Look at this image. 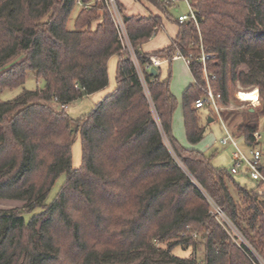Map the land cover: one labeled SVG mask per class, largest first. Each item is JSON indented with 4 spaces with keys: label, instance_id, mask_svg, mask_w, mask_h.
<instances>
[{
    "label": "trees",
    "instance_id": "obj_1",
    "mask_svg": "<svg viewBox=\"0 0 264 264\" xmlns=\"http://www.w3.org/2000/svg\"><path fill=\"white\" fill-rule=\"evenodd\" d=\"M76 1L0 0V93L23 87L29 71L43 85L0 101V200L24 203L0 210V264H253L209 213L208 200L264 259V200L173 136L177 100L169 77L150 76V55L140 51L162 27L160 16L122 17L141 80L108 6L79 0L92 2L84 9ZM144 1L178 26L172 43L154 54L191 55L193 83L181 95L186 142L199 144L210 124V116L203 122L194 108L205 90L203 49L210 56L205 65L213 75L211 90L221 95L222 105L236 82L257 88L258 107H247L237 125L251 145L255 117L264 120V0H190L196 22L182 23L169 12L172 0ZM94 21L99 22L93 28ZM113 56L115 89L87 115L73 122L55 108L106 88ZM77 136L81 165L73 169ZM62 174L63 187L45 205ZM175 246L194 255H172Z\"/></svg>",
    "mask_w": 264,
    "mask_h": 264
},
{
    "label": "rangeland",
    "instance_id": "obj_2",
    "mask_svg": "<svg viewBox=\"0 0 264 264\" xmlns=\"http://www.w3.org/2000/svg\"><path fill=\"white\" fill-rule=\"evenodd\" d=\"M189 2H191L190 0H188ZM119 3H121L123 6H121V17L125 16H131V15H135V14H140V16L142 15L143 17L148 16L151 13V9H154L153 6L147 4L145 1L142 0H118ZM92 4V2H90ZM172 8H170V14L172 16L173 19L177 20V17L182 16V15H188L189 14V10L187 7V3H185L184 0H172ZM78 7H75L71 16L68 19V24H67V28L69 30L73 29V19L75 17V15L78 12ZM98 13H100V11H98ZM160 18L162 19V25L164 26V29L166 31V34L164 33L163 29L162 30H158L157 35H159V37L163 36V41L164 43L167 42L166 39L169 40V38H173V31L175 29V23L172 22L171 20L164 18L162 16H160ZM112 21L114 22L115 27L117 28V36H119V40L120 43L122 45V47H124L126 53L129 54L131 60L134 63V66L137 68L138 74L142 80V75H141V69L138 66V63L135 60L133 51H131L130 48V44H129V38L127 36L124 24H118L117 21H114V18L111 16ZM99 21H94L92 23V27L94 28L96 26V24ZM157 38H155V40L152 39L145 42L142 49L143 51L145 50H150L152 49L154 46L161 44L162 40L159 42V40L156 41ZM141 45V46H142ZM115 58V57H114ZM176 62H174V60L172 61V69H171V82H172V92L176 95L180 96V91L183 88V85L185 84L186 80H189L190 78V74L187 68V65L185 63L184 60H175ZM161 69H157L158 72H161V76L163 78L166 77V74H168L169 71V67L167 65H165L164 67H160ZM242 69H245L244 67H242ZM208 72V71H207ZM110 81V83L114 84L115 83V70H110V78L108 76V82ZM192 82V80H191ZM23 87H18V88H13V90H5L2 93H0V101H8V100H13L17 95H19L23 89L26 91L29 90H37L43 87L42 85V81L41 80H36L35 75L32 71H29L26 74V78H25V82L23 84ZM109 85V83H108ZM176 85V86H175ZM115 89V88H114ZM113 89V90H114ZM254 89H257L254 86H242L240 85L238 82H236L235 86L233 89H231L230 91V101L229 103H227L225 105V108L222 110L221 112V119L223 122V125L227 127V129L230 132H235L238 138H243L241 137L240 133L237 131V125L240 124L242 122L243 119L246 118L247 114L245 113L246 108L247 107H251L247 102L243 103L241 100H239L238 98V93H246V92H250ZM112 90V91H113ZM205 90H206V86H205ZM204 90V92H205ZM111 91V92H112ZM110 93V92H109ZM181 96L179 98V102H180ZM96 103H94L93 99H90L88 97H81L78 100H76L75 102L69 104L67 106L65 110V112L67 113V115L69 116V118L73 121L76 122V119H79L85 115H87V113H89L91 111V109H93L94 105ZM55 107V105H53ZM258 107L255 106L254 108ZM56 109H60L61 107H55ZM253 108V107H251ZM200 115L202 117L203 122L210 116V118L212 119L211 123L208 125V128L206 130V133L203 137V139L201 140V143L196 147L197 150H199L200 152L202 151L206 157L209 158L210 163L212 165L213 168L215 169H221L223 171H228L230 169V167L233 164V161L235 159H237V153L235 148L233 147V145L231 144H221L219 141L220 139L225 137V132H224V128L220 122V120L218 119V117L216 115H213L212 112L204 107V108H200ZM174 115H173V127H174V134L173 136L178 140L179 143L183 144L185 146H189L188 142H186L185 137H184V133H183V127L181 126L180 122H181V112H180V105H178L176 107V110L174 111ZM211 114V115H210ZM178 118H180V122L177 124L178 122ZM256 121H257V130L259 131L260 135H261V141L260 144L258 145V148L261 150H264V120L263 118H259V117H255ZM75 126L73 125V128ZM239 141V147L241 148L242 151H246L247 152V148H245L243 142L241 140H237ZM164 142L166 143L169 152H171V154H173V151L171 149V147L169 146V144L164 140ZM178 160V158H177ZM71 161H72V168L73 169H78V167L81 165V145H80V140L77 136L76 140L73 142L72 144V148H71ZM179 161V160H178ZM180 162V161H179ZM178 162V163H179ZM180 164V163H179ZM181 168L185 171V168L180 164ZM186 172V171H185ZM235 182L241 184L242 186L247 187L248 189H253L254 188V184L253 182H251L249 179L245 178V177H241V176H234ZM66 177L65 174H62L61 176H59V178L57 179V181L55 182V184L53 185V187L50 189L49 194L47 196V199L45 201V205H48L59 193V191L61 190V188L63 187V184L65 183ZM196 187L198 189H200L201 191H203L199 185L194 181ZM23 202L22 201H14V200H9V199H1L0 200V210L1 209H21V207L23 206ZM35 212H40V209H36ZM30 214H26L25 218H29ZM220 221L226 225V223L223 221V219L219 218ZM226 219V218H225ZM226 221H228L226 219ZM230 224V223H229ZM231 225V224H230ZM227 228V227H226ZM228 231V230H227ZM228 233L231 235L232 239L234 241H236V244L241 248L244 249L245 252H247L249 259H251L252 261H254L253 256L249 253L247 246L249 245L246 238L237 230L234 229L233 233L229 232ZM167 244L162 245L161 249L157 251L156 254L153 255V258L155 260L160 259L161 258V252L165 246ZM39 247V245H38ZM172 255L178 256L180 258H188L189 255H194V252L191 251L190 248H188L187 250H182L179 246H175L172 249ZM195 255L197 258H200L202 256V250L201 248L196 249L195 251Z\"/></svg>",
    "mask_w": 264,
    "mask_h": 264
},
{
    "label": "built area",
    "instance_id": "obj_3",
    "mask_svg": "<svg viewBox=\"0 0 264 264\" xmlns=\"http://www.w3.org/2000/svg\"><path fill=\"white\" fill-rule=\"evenodd\" d=\"M184 1L185 3H187L189 14L177 17L178 22L182 23L184 21H187L188 19H191L192 21L196 22V18L194 17V12L192 8V3H190L188 0H184ZM103 2L105 3V5L108 6L111 16L114 18V21H117L119 25L123 24V20L120 11L118 9V5H116V0H103ZM90 4H91L90 2L88 4H82L79 0L76 1V5L84 9H88L90 7ZM190 56L191 55L182 57L178 51H175L171 56L152 55L149 56V64L147 65L146 68L150 70L152 69V67H154L157 70L159 69L162 63H166L169 60H179V59L184 60L186 65L188 66V64L191 61ZM209 58L210 56L206 55L203 49H201L199 61L202 65V74L205 80L206 90L202 95V97L194 103V108L200 110V108L206 107L212 112L213 115H216L218 117L225 132V137L220 139L219 142L223 145L225 144L233 145L237 153V159L233 161V164L230 167L229 171L231 172L232 175L243 173L247 177V179L253 182L254 184L253 193L256 194L260 199L264 200V173L262 171V169L264 168V150L258 148V145L260 144L261 141V135L259 131L256 130L255 132L252 133L253 143L251 145H246L243 138L241 139L238 138L233 132H230L227 129V127L223 125L221 119V112L225 108V105L221 104V95H219L216 92L214 93L211 90L210 80L213 79V75L207 72L205 65L206 60ZM248 93L253 95V99L246 102L253 108L259 105L258 90L254 89ZM67 106L68 105H60L61 109H66ZM237 140H241L243 142L245 148H247V152L241 150V148L239 147V141ZM208 201L209 204L211 205V209L209 210V213L220 223L222 222L220 221L219 218L223 219L226 225L223 223L222 225L224 226L227 234H229L228 231L233 233L234 229L237 230L236 227L230 222V220L227 219L222 209L216 204H214L211 200ZM225 218L228 221H226ZM230 238L232 239L231 235ZM232 241L234 240L232 239ZM157 242L158 241H154V244H157ZM246 249H248L249 253L254 258V261L251 260L253 264H264V259L255 249L251 247V245H248Z\"/></svg>",
    "mask_w": 264,
    "mask_h": 264
},
{
    "label": "crops",
    "instance_id": "obj_4",
    "mask_svg": "<svg viewBox=\"0 0 264 264\" xmlns=\"http://www.w3.org/2000/svg\"><path fill=\"white\" fill-rule=\"evenodd\" d=\"M142 1H144V0H142ZM146 2V1H145ZM117 3H118V5H121V6H123L121 3H119L118 2V0H117ZM147 3V2H146ZM148 4V3H147ZM150 5V4H149ZM151 6V5H150ZM153 8L154 9H151L152 11H151V13L148 15V16H145V17H151V16H161V14H160V12L153 6ZM169 12H170V10H169ZM135 15H139L140 16V14L138 13V14H135ZM135 15H131V16H135ZM125 16V15H124ZM131 16H126V17H131ZM142 16V15H141ZM143 17V16H142ZM178 20V19H177ZM172 22H174V21H172ZM175 23V29H174V31H173V33H172V35H173V38H169V40L168 39H166V41L167 42H165L164 43V41H163V36L162 37H159V35H157V32L151 37V41H152V39L153 40H155V38H157L156 39V41L157 40H159V42L162 40V43L161 44H158V45H156V46H154L152 49H150V50H144L143 51V49H142V47L145 45H142V46H140V51H142L143 53H145V54H149L150 56H152V55H155L154 53H157V52H159V51H162V50H164V49H166L167 48V46H169L171 43H172V41L176 38V36H177V32H178V26H177V24H176V22H174ZM163 29V31H164V33L166 34V31H165V29H164V26L162 25V27L160 28V30H162ZM158 56H161V55H158ZM162 56H167V55H162ZM115 57V58H114ZM173 60H169L168 62H166V63H162L161 65H160V67H164L165 65H167L168 67H169V71H168V74H166V77L165 78H163L162 76H161V72H158L157 71V73L159 74V76H160V78L161 79H167L168 77H169V81L171 80V69H172V62ZM117 62H118V57L117 56H113V57H111L109 60H108V62H107V67H108V76H109V78H110V70H115V73H116V64H117ZM174 62H176L175 60H174ZM159 67V70L161 69ZM187 68H188V66H187ZM188 71H189V68H188ZM189 74H190V78H189V80H186V82H185V84L183 85V88L181 89V91H180V96L182 95V93L184 92V89L188 86V85H190L191 83H193V80H192V76H191V73H190V71H189ZM191 80H192V82H191ZM109 83V85H107L106 86V88H104V89H102V90H100V91H97V92H95V93H92L91 95H89V96H84V97H88V98H90V99H93V101H94V103H97V102H99L100 100H102L105 96H107V94L109 93V92H111L114 88H115V86H116V83H114V84H112V83H110V81L108 82ZM176 86V85H175ZM169 88H170V92L172 93V95L173 96H175L176 97V100H177V105H176V107L178 106V105H180V112H181V100H182V96H181V99H180V102L178 101L179 100V98H180V96L179 95H176V94H174L173 92H172V82L170 81V83H169ZM175 110H176V108H175ZM174 110V111H175ZM175 113V112H174ZM174 115V114H173ZM179 120H178V122H177V124L180 122V118H178ZM212 120V119H211ZM180 124H181V126L183 127V115H182V112H181V122H180ZM171 127H172V130H173V134H174V127H173V117H172V123H171ZM183 133H184V137H185V132H184V127H183ZM177 140V139H176ZM185 140H186V138H185ZM178 141V140H177ZM179 143V142H178ZM201 143V142H200ZM199 143V144H200ZM181 144V143H180ZM199 144H197V145H195V146H191V145H189V143H188V145L189 146H185L184 145V147H188V148H193V149H196V147L199 145ZM182 146H183V144H181ZM197 150V149H196ZM199 151V150H198ZM200 152V151H199Z\"/></svg>",
    "mask_w": 264,
    "mask_h": 264
},
{
    "label": "bare ground",
    "instance_id": "obj_5",
    "mask_svg": "<svg viewBox=\"0 0 264 264\" xmlns=\"http://www.w3.org/2000/svg\"><path fill=\"white\" fill-rule=\"evenodd\" d=\"M237 95L239 100H241L242 102L250 101L251 99H253V95L249 94L248 92L238 93Z\"/></svg>",
    "mask_w": 264,
    "mask_h": 264
},
{
    "label": "water",
    "instance_id": "obj_6",
    "mask_svg": "<svg viewBox=\"0 0 264 264\" xmlns=\"http://www.w3.org/2000/svg\"><path fill=\"white\" fill-rule=\"evenodd\" d=\"M155 74H157V70L154 67H152V69H150V76ZM250 110L253 111L252 109ZM211 121H212L211 118H208V123H211Z\"/></svg>",
    "mask_w": 264,
    "mask_h": 264
}]
</instances>
